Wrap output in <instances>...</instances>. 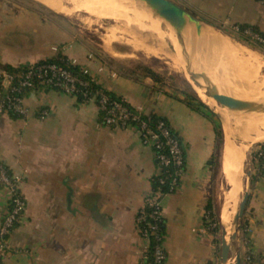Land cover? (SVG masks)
<instances>
[{
	"label": "crops",
	"instance_id": "0c3cea01",
	"mask_svg": "<svg viewBox=\"0 0 264 264\" xmlns=\"http://www.w3.org/2000/svg\"><path fill=\"white\" fill-rule=\"evenodd\" d=\"M172 1L199 20L191 24L194 39L200 42L208 28L264 64V52L229 34L242 25L264 34L260 0ZM54 9L40 0H0V66L31 65L62 51L132 107L166 118L183 144L186 167L178 188L161 198L165 264H221L226 229L221 215L230 190L221 115L202 99L213 117L190 107L183 93H173L142 68L159 73L154 67L122 52V41L105 46L64 40L63 15ZM26 104V117L0 113V165L17 180L26 202L7 236L2 264H144L148 241L136 218L159 174L153 147L143 143L135 127L102 124L94 101L47 89L31 92ZM216 121L222 136L216 133ZM260 142L245 151L242 173L252 145L256 152ZM251 159L244 232L230 244V254L237 260L250 253L248 264H264V161L256 153ZM10 200L9 187L0 182V227Z\"/></svg>",
	"mask_w": 264,
	"mask_h": 264
},
{
	"label": "bare ground",
	"instance_id": "6f19581e",
	"mask_svg": "<svg viewBox=\"0 0 264 264\" xmlns=\"http://www.w3.org/2000/svg\"><path fill=\"white\" fill-rule=\"evenodd\" d=\"M40 1L50 7L58 8L66 14L82 10L95 16L103 15L120 21V19L126 20V11H129L135 17H138L133 0H67L72 4L73 8L63 7L61 4L62 0ZM140 4L156 14V22L154 24L155 34L152 29L140 22L132 26L134 33L131 42L137 49H143L152 55L169 57L173 62V67L178 70L183 68L187 78L193 81L183 61L177 56V53L185 54L186 44V50H191L190 62L192 68L197 72L205 73L207 80L215 87L218 93L226 97L233 96L231 95L232 93L241 95L245 99L241 97L236 100L243 103H247L246 101L251 97H259L247 104L254 108L264 109V81L259 77V70L264 64L256 54L238 46L230 40L231 38L228 39L221 36L206 27H204L206 29L200 42L193 37L192 25H188L183 34L180 32L177 35V40L175 36L161 31V17L151 8L150 4L141 0ZM250 84L254 86L253 89ZM196 91L200 99L210 103V99L206 96L204 90L196 86ZM255 92L258 93L256 94ZM212 101L215 105L213 98ZM217 111L229 124H226L224 132V172L230 190L226 194L221 215V222L226 225V233L228 235L232 225V210H234L241 189L240 177L245 151L247 150L246 145L238 142L234 138L233 133L237 130L252 136L250 137L252 140L264 141V112H242L243 114L237 120H234L231 117L230 110L218 108ZM232 122L234 123L231 124Z\"/></svg>",
	"mask_w": 264,
	"mask_h": 264
},
{
	"label": "built area",
	"instance_id": "2783aa9c",
	"mask_svg": "<svg viewBox=\"0 0 264 264\" xmlns=\"http://www.w3.org/2000/svg\"><path fill=\"white\" fill-rule=\"evenodd\" d=\"M264 4V0H260ZM238 29V28H237ZM246 33L252 34L250 29L245 30ZM257 37V35H254ZM259 40L264 44V38L259 37ZM83 72L89 74L88 69H83ZM0 74L3 76L2 87H0V113H15L19 117H26L29 115L30 109L26 104V97L21 95V89L24 86L31 85V77L35 75L41 83H49L58 87L65 94H75L78 92V84H82L71 71L65 68L58 67L56 64H48L38 67L36 72L29 71L24 79L20 82L19 86L11 84L12 76L0 69ZM85 100L94 101L95 95H91L89 92H83ZM108 98L103 95L99 99L100 108H106ZM139 110V109H137ZM141 113L142 111L139 110ZM143 113V112H142ZM47 111H44V115ZM145 114V113H144ZM138 117L132 113L126 106H123L120 102H111L105 118V125H116L120 127H128L126 125L127 120H137ZM144 144L151 145L160 161L159 174L165 173L169 167H174L173 174H167L160 178V183L164 184L169 181L168 188L165 191L160 189L155 190L153 187L150 192L145 196L143 203L138 210L136 218L137 225L141 236L148 241L147 251L150 247L151 238L154 239L155 247L153 253L152 264H165L166 251L164 248L163 236L160 233V224L164 222V215L162 209L161 198L167 194L175 191L180 185V181L185 174L186 158L185 150L182 142L168 127L164 120L158 121V131H153L147 128L146 122L142 121L135 127ZM167 148V152H163V148ZM260 148L256 150V158L259 159L261 155ZM160 151V152H159ZM0 179L9 187L11 191V200L9 208L3 218L0 227V256H4L7 250V236L10 234L14 225L20 220L21 215L24 212L26 202L22 193L17 186V180L14 177L8 175V170L4 165H0ZM246 261L250 260V256H247Z\"/></svg>",
	"mask_w": 264,
	"mask_h": 264
},
{
	"label": "rangeland",
	"instance_id": "374dc122",
	"mask_svg": "<svg viewBox=\"0 0 264 264\" xmlns=\"http://www.w3.org/2000/svg\"><path fill=\"white\" fill-rule=\"evenodd\" d=\"M126 1H128V0H126ZM133 2H134L135 9L138 12L137 13L138 17H135L131 12L126 11V20L120 19V21L106 17V16H103V15L95 16V15H92V14H90L86 11H82V10L74 11L71 14H66V13L62 12L61 10H59L58 8H55L56 10L55 9L54 10L63 15L62 23H63V28H64V40H69V39H72V40L78 39V40H82V41L83 40H94L98 44H101L100 42L104 43L105 46L110 41H122V52H126L127 55L130 54L131 57L135 58L136 61H138L140 63L146 62L150 66L154 67L165 78L166 81L163 84L167 88H169V90L172 91L173 93L181 94L183 92L190 91L189 84H190V86H193L192 88H194L196 93H197L196 86L198 88H200L201 90L206 91L204 86L200 87V86L196 85V82L194 80L192 81L189 78H187L183 68H181L180 70L174 68L173 62H172V60H170L169 57H167L165 55L164 56H156L154 54L152 55L151 53H147L143 49H140V48L137 49V47L134 46V44L131 42V39H132V36L134 33V31H132V26L134 24H137L138 22H140L141 24L148 27L149 29H152L153 33L155 34L154 24L156 22V14L154 12H152L146 6L140 4V0H133ZM61 4L63 7H66V8L72 7L73 8L72 4L67 0H62ZM53 8L54 7H52V9ZM156 25H157V23H156ZM161 31H164L165 34L175 36L176 39H177V35L180 33L179 30H177L172 25H170L162 17H161ZM229 34L235 35V30L233 33L229 31ZM103 40H104V42H103ZM98 46L101 47L100 45H98ZM186 46L187 45L185 44V48L187 49ZM156 47H158V45H156ZM192 48H194V47H192ZM186 49H185L184 55L182 53H177V56H178V58H180L183 61L185 68L188 70L187 60L191 59V50L190 49L186 50ZM90 56H92V55H90ZM122 66H125V67L133 66V64L130 62L129 63L123 62ZM259 77H260V79H262L264 81V71L262 69L259 70ZM233 81H235V80H233ZM235 82H239V81H235ZM245 84H247V83H245ZM251 87H252V89L254 88L253 85H251ZM255 93L257 94L258 92H255ZM231 95H233V96H231L230 98H232L234 100H236L237 98H241V97H242V99H245V98H243V96L237 95L235 93H232ZM256 98H259V97H254V98L251 97L246 102L247 103L253 102L254 99H256ZM209 99H210V103H208V104L213 108H211L210 106L209 107L212 110L215 109L216 113L219 114V112L217 111L218 108H220V109L224 108L225 110L229 111L228 108L220 106L215 100H214L215 101V105H214V103L212 101V97H209ZM229 112L232 114L231 117L234 120H237L240 117V115L243 114L242 111L230 110ZM235 113H237V114H235ZM222 121H223L224 132H225L226 126H227L226 124H228V123L225 121L224 118H222ZM233 123L234 122H232L231 124H233ZM233 136L238 142L245 144L247 148L251 143L256 142V140H252L250 138L252 136L243 134L237 130H236V132L234 131ZM262 142H264V141H262ZM253 145H252V148L249 151V154L247 156V159H246V162L244 165V169H243V173L241 171V177H240L241 189H240V193L238 195L237 203L239 201L240 194H241V196H240V201H241L242 197L248 191L249 171L251 169L250 166H251V160H252L251 158H253L254 153H256L255 150H253ZM242 180H243V189H242ZM225 190H226V187L224 185V192H226ZM237 203L234 206V210H232L233 217L235 216V210H236ZM25 208H26V206H25ZM25 208H24V211H25ZM237 211H238V206H237ZM244 225H245V223L243 222V217H242L238 220L236 225L231 226V228L229 229V234L227 236L228 242L230 244L231 243H234V244L237 243L238 242V241L236 242L237 237H242L243 232H244ZM234 233L237 234L235 239L232 238V235ZM220 234H221V231L219 230L218 234H217L218 240L220 238ZM246 257L243 258L244 262H246V259H245ZM236 263H237L236 257L233 256V254L231 253L229 262L227 264H236Z\"/></svg>",
	"mask_w": 264,
	"mask_h": 264
},
{
	"label": "trees",
	"instance_id": "16d2710c",
	"mask_svg": "<svg viewBox=\"0 0 264 264\" xmlns=\"http://www.w3.org/2000/svg\"><path fill=\"white\" fill-rule=\"evenodd\" d=\"M246 29H250L252 34L246 33L245 32ZM231 35H232V37L243 42L244 44H246V45H248L254 49H257V50L264 52V44L259 40V37L264 38V34L258 28L242 25V26H239L238 29L235 30V35L234 34H231ZM254 35H257V37ZM48 64H56L58 67L68 69L69 71H71V73L74 76H76L80 81L83 82L82 84H80V83L78 84V86H77L78 92L77 93L69 94V95L77 97V99L82 101V102H87L85 100L86 98L83 96V92H89L91 95H95L94 102L98 106L100 105L99 99L101 96L105 95L108 98L106 108H100V106H99L100 121L102 124L105 125L104 118H105L109 108L111 107V102L118 101L123 106H126L132 113H134L138 117L137 120H127L126 125L128 127H136L142 121H144V122H146L148 129H151L153 131H158V121L164 120L167 123L170 130L176 136H178L177 133L169 125L166 118H164L162 116H158V115L153 114V113H151V114H144L142 112L140 113L139 110L132 107L121 96L117 95L116 93H114L113 91L109 90L108 88L102 86L101 84L97 83L89 74L84 73L82 67L72 63L62 51H57L52 57L40 60L36 63L31 64V65H26V66L3 65V66H0V69L9 73L12 76V81H11L12 85L19 86L20 82L24 79L25 75L29 71H32L33 73H35L38 67H41L43 65L46 66ZM142 68H144L147 72H149V74L153 78H156L161 83H164L165 78L160 73H157L148 67H142ZM30 80H31V85L24 86L21 89V95H23L25 97H28V95L31 92L38 91V90L54 89V90H57L59 92H62L58 87H56L52 84L41 83V81L35 75H33ZM2 81H3V76H1V74H0V87H2V85H3ZM189 88H190V91L183 92L185 102L190 107H192L198 111L204 110V109L207 110L208 116L213 117L214 114L211 112V110L208 108V106L198 97L195 90L192 88V86H190V84H189ZM2 94H0L1 98L3 97ZM8 114H10L13 117H19L17 114L12 113V112H9ZM215 124H216V133L218 134V136H222L221 125L218 124L217 121L215 122ZM111 126L115 127L116 125L113 124ZM178 138H179V136H178ZM257 145L261 149L259 152V153H261V155L259 156V160H260V163L261 162L263 163V161H264V142L258 143ZM167 151H168V149L166 147L163 148V152H167ZM155 158H156L157 165L160 166V161L157 158V155L155 156ZM174 170H175L174 167L167 168L165 173L162 174L163 177L167 174H173ZM8 175L11 177V174L9 172H8ZM162 175H156L155 177L152 178V187L155 190L160 189L163 192V191L167 190L169 181H166L164 184H161L160 178L162 177ZM0 182H2L1 179H0ZM17 224H18V221L15 223L14 227ZM218 225L220 226L219 223H218ZM159 227H160V233L163 236V240H164V238H165V221L163 223H161ZM212 229L215 231V227H213ZM154 247H155V242H154V239L151 238L150 247L144 256V264H152ZM246 256H250V260L244 262L243 261L244 259L241 257V264H248L250 261L251 262L253 261V256L250 253H247ZM0 264H2V256H0Z\"/></svg>",
	"mask_w": 264,
	"mask_h": 264
},
{
	"label": "water",
	"instance_id": "95a60500",
	"mask_svg": "<svg viewBox=\"0 0 264 264\" xmlns=\"http://www.w3.org/2000/svg\"><path fill=\"white\" fill-rule=\"evenodd\" d=\"M150 4L151 8L156 11V13L167 21L174 28L179 30L182 34L187 28L188 25L197 24L199 20L197 17L189 13L183 6L172 1V0H141ZM188 71L191 75V78L196 82L198 86H204L205 94L208 97H212L220 106L226 107L232 111H242L245 113L250 112H264L263 108H254L247 103L239 102L230 97H226L218 93L215 87L207 80L205 73L197 72L192 68L190 60H187ZM203 84V85H202ZM248 191L242 197L238 211L235 215L233 225H236L238 220L242 218L245 214L247 202H248ZM237 236L236 233L232 235V238L235 239ZM230 250L231 245L227 240L226 229L223 230L222 243H221V264H227L230 259ZM237 264H241L240 255L237 256Z\"/></svg>",
	"mask_w": 264,
	"mask_h": 264
}]
</instances>
